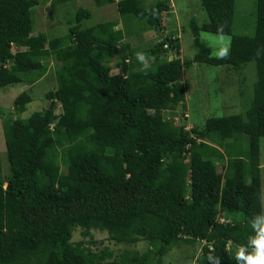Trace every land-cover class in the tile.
Segmentation results:
<instances>
[{
	"label": "trees",
	"instance_id": "16d2710c",
	"mask_svg": "<svg viewBox=\"0 0 264 264\" xmlns=\"http://www.w3.org/2000/svg\"><path fill=\"white\" fill-rule=\"evenodd\" d=\"M256 1L254 31L236 34V0H200L207 21H190L195 54L183 61L173 34L135 45L126 37L138 28L88 25L92 11L81 7L66 34L50 37L35 32L40 0H0V89L21 87L16 115L0 108V264H166L173 249L184 264H236L255 235L249 222L264 212V0ZM94 2L115 5L141 32L165 29L173 10L169 0ZM202 31L231 36L229 48L212 54ZM248 62L257 80L245 113L176 124L187 69L236 72ZM48 73V104L25 117Z\"/></svg>",
	"mask_w": 264,
	"mask_h": 264
},
{
	"label": "rangeland",
	"instance_id": "374dc122",
	"mask_svg": "<svg viewBox=\"0 0 264 264\" xmlns=\"http://www.w3.org/2000/svg\"><path fill=\"white\" fill-rule=\"evenodd\" d=\"M156 0H147L153 4ZM173 10L168 14L165 21V29L156 31H143L137 25L129 24L120 14L115 5L98 7L94 0H72L60 7L53 4V0H40V5L35 9V32L43 31L50 37L64 35L67 33L69 21L73 19L75 12L83 7L92 11V17L86 24H93L103 20H115L118 27L125 33L127 31L139 30V36L126 37V41L141 45L142 43H154L163 37L162 34H173L180 39V46L177 54L183 61L191 59L195 54L193 47V34L190 21L195 18L201 25L207 21V13L200 4V0H169ZM256 0H236V12L234 19V31L236 34H251L256 22ZM201 39L211 45L212 54H223L229 48L231 36L215 35L202 31ZM131 44V45H132ZM139 45V46H140ZM143 45V44H142ZM133 46V45H132ZM170 55V54H169ZM53 63V58L51 60ZM53 66V65H52ZM226 66H214L205 63H194L191 68L184 73L183 82L185 84L187 110L181 115V110L176 111L175 122L177 125H184L187 129L196 125L203 127L210 117H222L224 115L243 114L246 112L254 95L257 73L255 63L248 62L240 71H227ZM116 72V70H113ZM54 76L48 73L44 78L45 83L39 82L35 85L33 101L28 104L25 117L31 113L40 111L48 104L44 97L46 84L54 83ZM42 83V84H41ZM41 84V85H40ZM53 84H51L52 86ZM21 90L20 85L0 89V108L5 110L6 116L16 115L13 100ZM248 136H243V144L246 148ZM261 159L264 160V137L260 140ZM0 158L2 162L3 174L8 173V160L4 136L0 120ZM224 170L219 165V171ZM264 174V169L262 171ZM264 181V175H263ZM264 185V182H263ZM78 234H75L77 237ZM98 237L105 238V234H98ZM183 250V249H182ZM199 250H197V253ZM179 249L170 251L166 259V264H184L187 262Z\"/></svg>",
	"mask_w": 264,
	"mask_h": 264
},
{
	"label": "clouds",
	"instance_id": "9594fccd",
	"mask_svg": "<svg viewBox=\"0 0 264 264\" xmlns=\"http://www.w3.org/2000/svg\"><path fill=\"white\" fill-rule=\"evenodd\" d=\"M137 59L144 62L145 56L138 54ZM249 223L255 235L249 238L247 244L238 248L236 264H264V213L254 216Z\"/></svg>",
	"mask_w": 264,
	"mask_h": 264
},
{
	"label": "crops",
	"instance_id": "0c3cea01",
	"mask_svg": "<svg viewBox=\"0 0 264 264\" xmlns=\"http://www.w3.org/2000/svg\"><path fill=\"white\" fill-rule=\"evenodd\" d=\"M260 157H261V155H260ZM260 164H261V171H263V169H264V160H262L261 158H260ZM264 175V174H263ZM264 182V181H263ZM264 186V185H263ZM264 213V212H263Z\"/></svg>",
	"mask_w": 264,
	"mask_h": 264
}]
</instances>
